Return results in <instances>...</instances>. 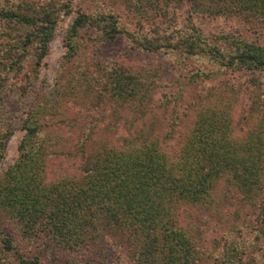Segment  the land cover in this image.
I'll return each instance as SVG.
<instances>
[{"label": "trees", "instance_id": "16d2710c", "mask_svg": "<svg viewBox=\"0 0 264 264\" xmlns=\"http://www.w3.org/2000/svg\"><path fill=\"white\" fill-rule=\"evenodd\" d=\"M74 1L0 0V162L14 130L24 132L17 160L0 175V264H45L41 251L26 257L15 249L8 226L22 240L52 241L64 256L100 249L109 237L134 264H264V92L239 116L231 97L190 100L191 124L179 134L174 109L186 105L183 93L155 101L153 66H132L130 54L108 62L90 52L123 37L130 51L168 53L177 65L176 56L217 71L260 73L257 41L238 29L210 39L191 22L176 29L168 5H187L186 20L264 25V0H144L145 11L166 20L152 35L145 24L139 33L126 31L121 16L97 0H78L54 87L36 92L48 45ZM129 3L138 11L142 0ZM196 64L186 85L213 76ZM171 104L170 119L157 116ZM120 128L125 135H110ZM230 207L235 214L212 250L199 221ZM239 208L255 211L253 224Z\"/></svg>", "mask_w": 264, "mask_h": 264}, {"label": "rangeland", "instance_id": "374dc122", "mask_svg": "<svg viewBox=\"0 0 264 264\" xmlns=\"http://www.w3.org/2000/svg\"><path fill=\"white\" fill-rule=\"evenodd\" d=\"M98 4H101L104 8H111L119 14L120 24L123 28L130 33H139L141 30H138L142 24L145 26L142 27V31L147 32L149 35H152L154 27L160 26L163 27L165 21L163 17L157 16L154 12L145 11L144 6L147 5L142 0L141 5H139L138 11H135L130 6V0H97ZM153 2V1H152ZM79 1H74V12L68 18L63 19L56 31L55 34L48 45L49 53L44 60V66L41 68L37 82L35 84V91L47 93L54 87V81L57 76V73L62 64L64 55L66 54V47L64 45V37L66 31L71 24L73 18L76 16V10L78 7ZM169 6V14L173 16V13L176 15L174 27L180 29L185 24L188 25V22H191L192 25L203 32L205 36L212 39L218 34H226L229 32H235L238 29L239 34H241L245 39L250 41H257L264 48V25L263 24H252L246 22V20L241 18L227 19L225 17H215V18H206V16H192L191 19L186 20L188 6L184 5L182 8L173 9ZM168 14V16H169ZM235 32V33H236ZM234 36H237L234 34ZM88 35L85 34L84 38L81 41V45H84L83 48H86V42ZM98 52V58L101 60H107L112 62L111 57L124 55L132 56L130 64L137 67L138 69L147 70L148 66H153L154 72L156 73V82L155 88L152 84L151 91L155 93V101L161 97L162 94H184V101L186 105H179L176 107L177 115L180 117L179 121V134H181L185 129L189 128L191 124V114L193 113L190 100L194 102L198 98H203L205 95H210L211 93L216 95H223L224 97H231L236 101L235 113L239 116L247 113V108L249 104L255 97L258 95V92H264V71L256 72L254 74L249 73L248 71L241 70H220L217 71L212 65H204L201 61H197L199 66L205 68L206 71H213V76L211 79H197L194 83L188 82L186 85L187 79L191 76V72L194 71V67L197 65L195 60H181L176 56L178 60V65L175 62V59L172 56L166 54H159L158 57L147 56L141 53L136 54L134 51H130L129 42L124 40L123 37L117 39L112 44L105 46L104 48H92L90 52ZM116 57L113 59L115 60ZM129 64V63H128ZM73 67V65H69ZM177 80H183L184 84H180ZM177 82V84H176ZM182 82V81H181ZM183 87L184 89L182 90ZM174 104H171L169 110L166 113L163 111H157V116L165 117V119H170L173 115ZM193 106V105H192ZM75 111H78L76 108ZM83 113V110H81ZM176 112V111H175ZM185 113H187L185 115ZM94 118H97L96 114H93ZM240 124H244V120H239ZM107 124H104L100 127L103 128ZM178 134V135H179ZM24 132L16 128L11 137H9L4 144V157L0 162V175L10 167L18 158L17 146L23 137ZM115 138H119L122 135H125L123 131H118L117 134H110ZM177 135V137H178ZM176 137V141L177 140ZM59 163L58 160L56 161ZM61 163V162H60ZM239 215L242 220H246L248 223L253 224L255 218V211L246 210L239 208ZM233 214H235V208H225L222 211V214L219 216L209 218H201L200 225L204 230V238L214 241V245H218L220 239L223 237L225 232H227L228 223L232 221ZM226 215V217H225ZM206 225V226H203ZM215 227V229H214ZM9 227L6 230H9L11 237L13 239L14 247L21 254H24L26 257H30L32 254L42 252L44 256L45 264H134V262L129 258L126 249L120 247L119 244L115 243L114 239L107 237L106 243L103 244L102 248L97 250H85L79 253L72 254L71 256H64L62 253H59V249L55 246L52 241L48 242H32L31 240H22L14 228ZM206 231V232H205ZM223 242L220 243V245ZM117 244V245H116ZM211 246V245H210ZM98 247V246H97ZM212 250H217L216 247H211ZM62 252V251H61ZM219 252V251H218ZM46 253V255H45ZM13 260L16 256H13V252L9 254ZM69 257V258H67Z\"/></svg>", "mask_w": 264, "mask_h": 264}]
</instances>
